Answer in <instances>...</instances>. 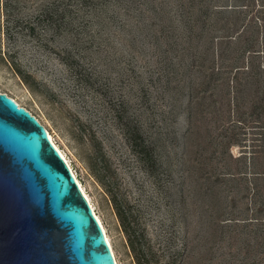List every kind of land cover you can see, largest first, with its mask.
I'll return each mask as SVG.
<instances>
[{
  "label": "rangeland",
  "instance_id": "rangeland-1",
  "mask_svg": "<svg viewBox=\"0 0 264 264\" xmlns=\"http://www.w3.org/2000/svg\"><path fill=\"white\" fill-rule=\"evenodd\" d=\"M261 2L0 0V89L51 132L118 264H242L243 239L216 240L209 226L214 209L238 213L226 205L238 183H222L214 206L209 176L255 169L258 121L247 101L228 104L224 83L247 59L221 55ZM131 137L153 151V174ZM113 197L141 217L136 249Z\"/></svg>",
  "mask_w": 264,
  "mask_h": 264
},
{
  "label": "water",
  "instance_id": "water-1",
  "mask_svg": "<svg viewBox=\"0 0 264 264\" xmlns=\"http://www.w3.org/2000/svg\"><path fill=\"white\" fill-rule=\"evenodd\" d=\"M0 264H118L49 130L1 89Z\"/></svg>",
  "mask_w": 264,
  "mask_h": 264
},
{
  "label": "trees",
  "instance_id": "trees-1",
  "mask_svg": "<svg viewBox=\"0 0 264 264\" xmlns=\"http://www.w3.org/2000/svg\"><path fill=\"white\" fill-rule=\"evenodd\" d=\"M245 7L248 8L249 5ZM250 11L252 14L247 19L244 28L237 32L239 40L236 46L232 48L228 45V53L224 52L221 56L231 61L243 57L247 59V63L235 67L233 78L231 77L233 69L229 67L228 71L226 70L232 80L224 83L229 86L230 91L228 92L233 95L228 99V104H232L234 109V107L243 106L247 101L251 107V114L258 121L259 135H256L253 140L252 153L255 169L251 172L235 171L223 174L213 172L210 174L209 195L214 201V206L222 199L220 197L222 183L227 181L238 183L233 188L234 195L231 203L226 204L238 213L231 218L223 219L221 215L216 216L214 209L209 226L211 235L216 240L221 238L224 240L227 234L233 238L243 239L242 264H264V2L257 7L254 4V9ZM225 38L236 39L233 35L224 36L223 39ZM212 75L214 85L218 87L221 83L217 82L218 77L214 75V72ZM122 125L126 135H144L136 126L133 127L124 121ZM130 140L135 152L140 155L148 170L153 174L156 165L153 151L144 149L148 146L144 142L138 143L136 137H131ZM243 155L245 154L241 156ZM112 201L122 227L128 235L130 245L136 249L139 242L142 243L143 239H147L146 229L140 222L141 217L116 197H113ZM175 263L176 261H172L170 264Z\"/></svg>",
  "mask_w": 264,
  "mask_h": 264
},
{
  "label": "bare ground",
  "instance_id": "bare-ground-1",
  "mask_svg": "<svg viewBox=\"0 0 264 264\" xmlns=\"http://www.w3.org/2000/svg\"><path fill=\"white\" fill-rule=\"evenodd\" d=\"M16 101H18V103H19V100H18L17 98H16ZM49 135H50L51 140H52L53 143L56 145V147L59 149V151H60L61 154L63 155L64 159L66 160V162L68 163L69 167L71 168L72 172L74 173L75 177H76L77 180H78V177H77L75 171L73 170V168H72V166H71V164H70V162H69L67 156L65 155V153L63 152V150L58 146V144L55 142V139L53 138V135L51 134V132L49 133ZM78 183H79V185H80V187H81V189H82L84 195L87 197L89 203H90L91 206L93 207V209H94V211H95V214L97 215V218L99 219V221H100L101 224L103 225V222H102L101 218L98 216V214H97V212H96V210H95V207L93 206V204H92V202H91L89 196H88L87 193L85 192V189L83 188V185H82V183L80 182V180H78ZM103 228H104V230H105V226H104V225H103ZM105 233H106V230H105ZM106 235H107V234H106ZM107 238H108V237H107ZM108 240H109V239H108ZM109 243H110V241H109ZM110 245H111V243H110ZM111 247H112V246H111ZM112 249H113V248H112Z\"/></svg>",
  "mask_w": 264,
  "mask_h": 264
},
{
  "label": "built area",
  "instance_id": "built-area-1",
  "mask_svg": "<svg viewBox=\"0 0 264 264\" xmlns=\"http://www.w3.org/2000/svg\"><path fill=\"white\" fill-rule=\"evenodd\" d=\"M9 95V94H8ZM10 96V95H9Z\"/></svg>",
  "mask_w": 264,
  "mask_h": 264
}]
</instances>
